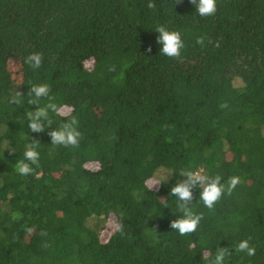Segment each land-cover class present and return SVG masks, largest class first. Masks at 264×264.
<instances>
[{
  "label": "trees",
  "instance_id": "obj_1",
  "mask_svg": "<svg viewBox=\"0 0 264 264\" xmlns=\"http://www.w3.org/2000/svg\"><path fill=\"white\" fill-rule=\"evenodd\" d=\"M148 2L0 0V264H209L219 248L224 264H264V0H217L209 17ZM160 25L181 33L182 61L160 54ZM45 83L58 113L34 133L28 113L49 98L28 92ZM72 117L79 146L52 145ZM33 137L39 166L21 176ZM185 170L239 183L213 209L194 188L203 219L181 236L170 190ZM244 239L254 256L235 252Z\"/></svg>",
  "mask_w": 264,
  "mask_h": 264
},
{
  "label": "clouds",
  "instance_id": "obj_2",
  "mask_svg": "<svg viewBox=\"0 0 264 264\" xmlns=\"http://www.w3.org/2000/svg\"><path fill=\"white\" fill-rule=\"evenodd\" d=\"M179 0H176V3ZM190 3L195 5L196 12L201 17L214 16L217 12V0H190ZM148 8H155L153 0H149ZM158 32L156 42L162 47L160 54L174 58L178 61L183 60L182 49L185 47L181 33L176 30H169L165 26H157L155 29ZM205 38L197 37L196 43L204 45ZM211 43V40L208 41ZM218 46V44H217ZM151 51V47L148 49ZM27 64L37 70L42 65L43 55L39 52L30 53L26 58ZM23 95L17 92L14 102L19 104L20 97ZM29 104L38 105L40 98L48 97L49 103L44 107H37L32 113H28L29 129L34 133H43L47 128H51L52 120L49 116V110L52 113H58L57 105L51 102L54 98L50 96V86L48 84L32 85L29 92ZM79 121L76 117H72L68 122L63 123L57 129H51L48 135L51 137L52 145H61L65 147H78L81 139V132L78 130ZM39 141L34 137L32 142L26 147L24 159L16 163V170L21 176H27L33 173V165L39 166L40 153L37 150ZM186 179L179 181L171 187V195L177 198L178 211L182 215L171 221L170 227L178 231L181 236L192 234L196 231L203 219L202 214L195 213L191 208L193 201V189L199 187L201 189L199 198L204 206L213 209L218 201L225 195H231L237 184L239 177H230L227 185L221 183V176H210L200 170L192 171L185 170L180 173ZM159 184L153 186L152 190L158 188ZM167 207V206H165ZM235 252H244L249 257L256 254V248L250 245L248 239L241 240L235 247ZM232 252L228 248H219L214 258L209 259V254L205 253L204 258L209 261V264H224L226 256H230Z\"/></svg>",
  "mask_w": 264,
  "mask_h": 264
},
{
  "label": "rangeland",
  "instance_id": "obj_3",
  "mask_svg": "<svg viewBox=\"0 0 264 264\" xmlns=\"http://www.w3.org/2000/svg\"><path fill=\"white\" fill-rule=\"evenodd\" d=\"M105 237H107L109 234L108 232L104 231Z\"/></svg>",
  "mask_w": 264,
  "mask_h": 264
}]
</instances>
